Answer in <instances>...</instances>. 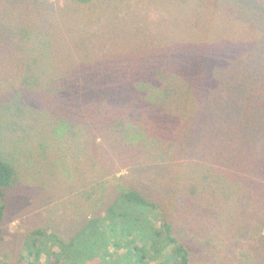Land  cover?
I'll list each match as a JSON object with an SVG mask.
<instances>
[{
  "label": "rangeland",
  "instance_id": "374dc122",
  "mask_svg": "<svg viewBox=\"0 0 264 264\" xmlns=\"http://www.w3.org/2000/svg\"><path fill=\"white\" fill-rule=\"evenodd\" d=\"M0 156L16 171L0 264L131 188L188 264H264V0H0ZM151 249L69 262L154 264Z\"/></svg>",
  "mask_w": 264,
  "mask_h": 264
},
{
  "label": "trees",
  "instance_id": "16d2710c",
  "mask_svg": "<svg viewBox=\"0 0 264 264\" xmlns=\"http://www.w3.org/2000/svg\"><path fill=\"white\" fill-rule=\"evenodd\" d=\"M77 1L86 3L89 0ZM152 78L146 85L153 81ZM94 99L102 102L110 100L106 94L94 96ZM22 107L20 109L25 111V105ZM58 122L65 124L62 122L67 120ZM57 126L53 128L54 132ZM42 147L45 148V145L42 144ZM15 178L13 164L0 156V239L6 209L5 189L14 183ZM54 232L41 228L32 231L23 251L29 264H70L69 252L73 253L75 248H153L150 253L153 254L152 261L156 262L154 264L189 262L188 247L174 234L164 208L155 199L134 188L116 191L103 210L89 217L70 237L65 239ZM54 248H58L59 252ZM43 256L46 257L44 261Z\"/></svg>",
  "mask_w": 264,
  "mask_h": 264
}]
</instances>
